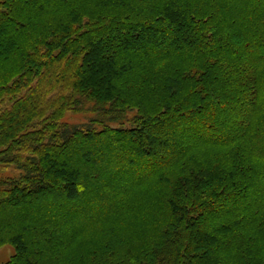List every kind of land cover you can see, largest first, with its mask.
I'll return each instance as SVG.
<instances>
[{
	"label": "trees",
	"instance_id": "trees-1",
	"mask_svg": "<svg viewBox=\"0 0 264 264\" xmlns=\"http://www.w3.org/2000/svg\"><path fill=\"white\" fill-rule=\"evenodd\" d=\"M5 246L264 264V0H0Z\"/></svg>",
	"mask_w": 264,
	"mask_h": 264
},
{
	"label": "rangeland",
	"instance_id": "rangeland-1",
	"mask_svg": "<svg viewBox=\"0 0 264 264\" xmlns=\"http://www.w3.org/2000/svg\"><path fill=\"white\" fill-rule=\"evenodd\" d=\"M65 120L67 122H69L71 124H75V125L87 123V121H85V116H83V115L67 114L65 116ZM5 173H9V172L6 171ZM11 255H13V250L11 247L5 246V247L1 248L0 249V264L6 263L9 260V258L11 257Z\"/></svg>",
	"mask_w": 264,
	"mask_h": 264
}]
</instances>
